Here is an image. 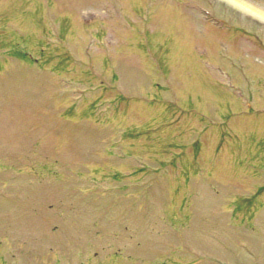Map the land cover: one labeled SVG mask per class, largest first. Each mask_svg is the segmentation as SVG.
I'll return each mask as SVG.
<instances>
[{
    "label": "rangeland",
    "instance_id": "1",
    "mask_svg": "<svg viewBox=\"0 0 264 264\" xmlns=\"http://www.w3.org/2000/svg\"><path fill=\"white\" fill-rule=\"evenodd\" d=\"M204 253L264 264V0H0V264Z\"/></svg>",
    "mask_w": 264,
    "mask_h": 264
}]
</instances>
